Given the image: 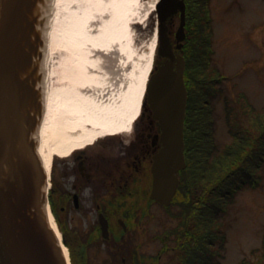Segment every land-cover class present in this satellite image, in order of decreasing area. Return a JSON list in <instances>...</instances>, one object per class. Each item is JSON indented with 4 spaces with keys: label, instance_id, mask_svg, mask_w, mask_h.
<instances>
[{
    "label": "water",
    "instance_id": "obj_1",
    "mask_svg": "<svg viewBox=\"0 0 264 264\" xmlns=\"http://www.w3.org/2000/svg\"><path fill=\"white\" fill-rule=\"evenodd\" d=\"M51 4L0 0V264H69L51 213L49 219L46 189ZM172 65L151 72L144 96L149 95L163 143L154 156L151 198L166 206L180 187L178 172L187 166L185 61L178 70Z\"/></svg>",
    "mask_w": 264,
    "mask_h": 264
},
{
    "label": "flooded vegetation",
    "instance_id": "obj_2",
    "mask_svg": "<svg viewBox=\"0 0 264 264\" xmlns=\"http://www.w3.org/2000/svg\"><path fill=\"white\" fill-rule=\"evenodd\" d=\"M214 20L213 0H163L159 9L160 41L154 73L168 63L178 70L184 59L189 98L190 50L197 46L192 28L213 29ZM208 71L212 73V66ZM212 80L211 75L202 88V101L207 106H212L214 99ZM136 122L133 132L104 136L72 154L76 161L72 188L61 185L54 175L56 161L53 163L50 213L61 233V242L68 248L71 264L148 262L143 243H135L145 231L135 222L140 224L148 218L152 204L164 207L151 198L154 156L163 143L149 95ZM169 237L163 234L162 239Z\"/></svg>",
    "mask_w": 264,
    "mask_h": 264
},
{
    "label": "rangeland",
    "instance_id": "obj_3",
    "mask_svg": "<svg viewBox=\"0 0 264 264\" xmlns=\"http://www.w3.org/2000/svg\"><path fill=\"white\" fill-rule=\"evenodd\" d=\"M160 1L122 0L123 7H120L116 0H107L108 15L122 21L124 26L122 25L120 35L115 39L112 38L109 44L98 43L96 46L93 43L90 49H94L92 52L94 54L110 56V63L121 77L119 81L117 78L118 92L126 86L125 80L128 79L131 71L139 68L148 58L156 34L159 35ZM84 2L85 0H52L49 28L54 14L68 17L74 9L82 10ZM213 6L215 19L213 47L216 51L213 62L225 74L226 79L221 81L224 92L214 96L212 103L214 109L210 110L216 121V140L224 146L232 141L227 121L225 95L234 107L231 111L234 121L237 118L249 126L252 124L246 115L238 116L240 113L244 114L245 110L241 93L249 98L257 110L264 108V0H213ZM90 11L92 13L85 26L89 31L97 33L102 28L103 18L95 17L94 13L100 12L96 8ZM46 73H48L47 64ZM45 86L47 90V84ZM137 120L131 124L127 133L136 129ZM54 161H56L54 175L61 181L63 187L72 188L74 177L72 174L76 161L73 160L72 155L56 156ZM260 173L261 186L247 187L239 191L236 202L231 205L223 221L228 241L220 264H237L243 258L251 257L252 250L261 246L263 242L264 167ZM156 204L151 205L148 218L142 219L140 224L135 222L143 228L142 232L145 231L135 243H143L144 248H141L147 251L150 257L148 264H173L172 248L162 251L164 242L162 236L179 224L180 219L175 215L178 206L173 205L170 209H166ZM78 224L81 226V223ZM160 252L163 254L161 259L154 258L153 261L151 257L157 256Z\"/></svg>",
    "mask_w": 264,
    "mask_h": 264
},
{
    "label": "trees",
    "instance_id": "obj_4",
    "mask_svg": "<svg viewBox=\"0 0 264 264\" xmlns=\"http://www.w3.org/2000/svg\"><path fill=\"white\" fill-rule=\"evenodd\" d=\"M192 32L197 36V46L190 50L188 66L191 75L185 123L188 165L180 171L182 183L173 201V205L178 206L175 215L180 221L166 234L173 236V264H220L228 241L223 221L231 205L240 190L262 184L264 108L257 110L244 93L240 94L245 110L238 116L246 115L252 122L249 126L237 118L232 119L234 107L225 95L232 141L224 146L217 142L216 121L210 110L214 108L202 101L205 99L202 88L207 86L211 75L213 96L223 93L222 88L217 87L221 75L216 66H212L213 31L208 26L200 30L194 26ZM211 66L212 73H209ZM168 249L165 244L162 251ZM237 264H264V238L261 246L252 250L251 257Z\"/></svg>",
    "mask_w": 264,
    "mask_h": 264
},
{
    "label": "bare ground",
    "instance_id": "obj_5",
    "mask_svg": "<svg viewBox=\"0 0 264 264\" xmlns=\"http://www.w3.org/2000/svg\"><path fill=\"white\" fill-rule=\"evenodd\" d=\"M116 2L123 7L122 0ZM84 3L82 10L76 8L68 17L54 14L48 30L45 157L49 173L56 156L68 157L99 138L128 132L141 113L158 44L157 33L148 58L131 71L125 80L126 86L118 92L117 78L119 81L121 77L110 63V56L94 54L90 46L109 44L120 35L124 25L108 15L107 0H85ZM95 8L100 11L94 13L95 17L103 18L104 22L97 33L85 26L90 10ZM55 225L61 240L56 222ZM64 250L70 264L66 245Z\"/></svg>",
    "mask_w": 264,
    "mask_h": 264
}]
</instances>
